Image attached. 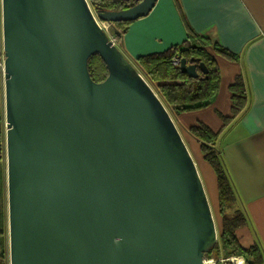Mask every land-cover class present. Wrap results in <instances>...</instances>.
Returning a JSON list of instances; mask_svg holds the SVG:
<instances>
[{"label":"water","instance_id":"water-1","mask_svg":"<svg viewBox=\"0 0 264 264\" xmlns=\"http://www.w3.org/2000/svg\"><path fill=\"white\" fill-rule=\"evenodd\" d=\"M156 1L2 0L9 264H203L221 237L167 106L95 17L135 20Z\"/></svg>","mask_w":264,"mask_h":264},{"label":"crops","instance_id":"crops-1","mask_svg":"<svg viewBox=\"0 0 264 264\" xmlns=\"http://www.w3.org/2000/svg\"><path fill=\"white\" fill-rule=\"evenodd\" d=\"M2 18L0 0V103L4 97ZM189 30L218 43L238 58L230 59L216 53L212 46L207 47L220 71L219 91L212 104L179 114V121L187 131L186 141L203 181L218 234L222 233V215L217 176L189 128L203 122L214 131H221L215 145L222 151L238 192L237 207L248 218L247 224L236 231L238 240L245 248L259 244L264 255V0H178L177 3L157 0L148 14L129 25L120 48L134 60L181 44L188 38ZM238 76L245 83L247 97L245 107L234 116L231 85ZM224 116L233 117L226 123ZM3 149L0 139V163L4 168Z\"/></svg>","mask_w":264,"mask_h":264},{"label":"trees","instance_id":"trees-1","mask_svg":"<svg viewBox=\"0 0 264 264\" xmlns=\"http://www.w3.org/2000/svg\"><path fill=\"white\" fill-rule=\"evenodd\" d=\"M98 11H120L130 8L141 0H89ZM176 3L178 0H175ZM134 20L116 21V44L122 47V36ZM188 38L181 44L172 45L169 48L140 55L134 61L143 69L145 78L158 92L167 108L175 114L198 110L206 107L215 100L219 91L220 71L214 55L208 50L212 46L218 54L230 59L238 57L228 49L214 43L207 37L199 36L192 30L188 31ZM199 58L208 66V73L198 68L199 75L192 77L183 72L181 66L173 63L174 57ZM89 69L92 78L102 81L108 76V68L99 54H94L89 59ZM233 91V114L237 115L246 104V86L241 76L236 78L231 85ZM0 111V139L2 137ZM233 117V116H232ZM232 117L224 116V121ZM190 133L200 141L204 158L210 163L217 176L220 214L222 215V234L220 242L207 252L208 256L224 254L241 255L247 258V264H264V255L259 244L248 248L243 247L237 236V229L246 225L248 218L246 213L237 207L239 195L229 174L228 167L223 158L222 151L214 143L221 131H214L208 125L200 122L189 128ZM6 191L5 176L0 163V264H9L6 248ZM233 210V212H229ZM252 258V260H249Z\"/></svg>","mask_w":264,"mask_h":264},{"label":"rangeland","instance_id":"rangeland-1","mask_svg":"<svg viewBox=\"0 0 264 264\" xmlns=\"http://www.w3.org/2000/svg\"><path fill=\"white\" fill-rule=\"evenodd\" d=\"M91 3V2H90ZM92 4V3H91ZM94 7V6H93ZM99 18V17H98ZM99 20H100V23H106L107 25H108V27L106 28L107 29V33L110 35V37H114L115 39H116V34H115V31H116V29H117V26H115V22H111V21H107V20H102V19H100L99 18ZM108 35V36H109ZM118 45V44H117ZM120 47V46H119ZM134 64H135V66L138 68V70L145 76V74H144V72H143V69H142V67H140L133 59H130ZM2 67H3V71H4V59L2 60ZM146 77V76H145ZM158 93V92H157ZM160 96V95H159ZM162 99V98H161ZM168 110H169V112H170V114H171V116H172V118H173V120H174V122H175V124L177 125V127H178V129H179V131H180V133H181V135H182V137H183V139H184V141H185V143H186V145H187V147H188V149H189V145H188V143H187V141H186V135H187V131L185 130V128L181 125V123H180V121H179V114L177 115V114H175V113H173L169 108H168ZM0 111H1V126H2V137H1V141H2V144H3V146H4V149H3V153H4V157H5V163H4V168L3 169H5L4 171H3V173H4V176H5V191H6V195H5V197H6V239H7V243L9 244V237H8V201H7V149H6V120H5V97H3V100H2V102L0 103ZM183 118L184 119H186V117L183 115ZM181 120V119H180ZM198 124V123H197ZM193 125H196V124H193ZM192 126V125H191ZM190 126V127H191ZM200 142V141H199ZM215 144V143H214ZM201 145V144H200ZM189 151H190V149H189ZM191 153V152H190ZM192 155V154H191ZM193 157V156H192ZM193 159H194V157H193ZM194 161H195V159H194ZM196 162V161H195ZM197 165V164H196ZM3 167V166H2ZM201 177V176H200ZM229 212L231 213V212H233V210H229ZM215 215V214H214ZM216 222H217V219H216ZM217 224V223H216ZM217 229H218V231H219V228H218V226H217ZM220 235V234H219ZM218 242H220V237H219V240H218ZM7 244V245H8ZM221 255H224V254H220V256ZM205 256H208L207 255V253H205ZM219 256V257H220ZM217 257V256H216ZM8 260H9V258H8Z\"/></svg>","mask_w":264,"mask_h":264},{"label":"built area","instance_id":"built-area-1","mask_svg":"<svg viewBox=\"0 0 264 264\" xmlns=\"http://www.w3.org/2000/svg\"><path fill=\"white\" fill-rule=\"evenodd\" d=\"M95 17L101 28L104 29V31L107 33L106 28L108 27V25L106 23L103 24L100 23V20L96 14ZM109 38L116 44V39L114 37H110L109 35ZM180 62H181L180 57L178 56L174 57L173 59L174 65L179 66ZM203 264H247V258L241 255H229V256L221 255L220 257L205 256L203 259Z\"/></svg>","mask_w":264,"mask_h":264},{"label":"bare ground","instance_id":"bare-ground-1","mask_svg":"<svg viewBox=\"0 0 264 264\" xmlns=\"http://www.w3.org/2000/svg\"><path fill=\"white\" fill-rule=\"evenodd\" d=\"M181 66V62H180V65ZM200 159V158H199ZM201 163H203V161L201 160ZM205 175H207L206 171L204 172ZM8 237H9V234H8ZM7 241H6V248H7V256L8 258H10V240H9V244L7 245Z\"/></svg>","mask_w":264,"mask_h":264}]
</instances>
